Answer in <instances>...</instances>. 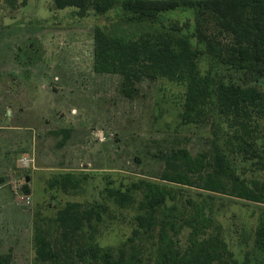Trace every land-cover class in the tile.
<instances>
[{"label":"rangeland","instance_id":"obj_1","mask_svg":"<svg viewBox=\"0 0 264 264\" xmlns=\"http://www.w3.org/2000/svg\"><path fill=\"white\" fill-rule=\"evenodd\" d=\"M121 2L114 0L106 15H96L90 10L80 18L73 8L56 9L53 0H26L25 3L18 0L14 6L0 0V84L36 80L50 89L46 95H38L37 101L44 104L40 108L35 109L27 101L29 105L24 112L33 115V119L22 123L34 125V119L42 113L48 120L40 122L37 141L35 136L32 140L30 135L27 138L30 150L21 158L20 167L2 175L4 185L18 198L20 208L19 213L4 220L2 230L6 243L20 240L33 247L35 234L42 231L60 250L69 241L61 237L56 221L58 212L68 203L82 208L100 205L104 209L101 221L85 228L79 244H86L93 236L100 248H109L117 254L123 244H130L128 239L135 228L134 216L144 189L130 191L134 203L126 205L111 198L108 190L125 192L141 180L162 184L159 180L165 161L178 150H186L193 160L207 156L210 163L217 143L216 147L226 153L231 167L248 186L252 187L254 182L264 184V169L252 165L254 161H244L229 153L231 147L225 142L229 127L216 109L212 107L200 122L183 119L187 78L184 64L176 80L143 78L135 84L137 91L133 97L127 98L121 93V75L94 71L95 34L100 31L125 42L147 32L170 33L171 26L177 23L180 30L171 33L182 37L188 52L196 48L205 52L197 65L200 72L211 71L216 79L231 74L236 84L243 85L245 81L262 92L264 78L258 82L251 77L245 80L213 58L215 54L221 55L227 43L226 38L217 35L213 20L198 21L194 10L180 8L162 14L160 25L127 24L122 21L121 16L126 12ZM202 36L211 41L210 47L201 40ZM183 54L181 60L185 51ZM51 101L54 103L50 104ZM6 107L0 99L1 114L6 112ZM50 108L52 113L48 112ZM258 135V145L264 149V119L259 121ZM31 148L34 153L30 152ZM24 160H32L34 166L24 167ZM38 165L54 168L37 172ZM211 171V165L202 170L203 174ZM25 177L30 178L24 184L27 191L21 182ZM192 179L197 180L193 176ZM174 191L175 200L161 209L166 215H179L178 223L185 221L194 213L187 203L192 199L200 210L210 213L221 239L234 254V264H264V251L253 243V232L260 219L264 220L263 205L227 195L201 196L196 188L177 187ZM188 232L184 228L174 236L182 249L186 247ZM157 233L158 229L135 241L140 264H153ZM60 253L66 261L61 263L70 264L66 253L62 250ZM73 262L92 264L75 258ZM37 263L33 254L27 264ZM13 264H18V259Z\"/></svg>","mask_w":264,"mask_h":264},{"label":"trees","instance_id":"obj_2","mask_svg":"<svg viewBox=\"0 0 264 264\" xmlns=\"http://www.w3.org/2000/svg\"><path fill=\"white\" fill-rule=\"evenodd\" d=\"M17 1L5 0L11 6ZM22 1L25 3L26 0ZM53 3L59 10L75 9L77 16L82 18L90 10L96 15H106L114 0H53ZM120 5L126 12L121 16L123 22L150 27L160 25V16L164 13L180 8L194 10L198 21L213 20L217 35L227 39L221 55L215 54L213 58L245 80L251 77L258 82L264 78V0H122ZM174 30H180L177 23L171 26L170 33L147 32L125 42L97 31L93 69L96 73L121 75V93L131 98L137 91L135 84L143 78L176 80L184 64L187 78L183 119L190 123L200 122L213 107L229 127L225 140L231 147L229 153L244 161H254L252 165L264 169V149L258 145L259 121L264 119V92L245 81L243 85L236 84L231 74L220 75L216 79L211 71L200 72L197 65L205 52L197 48L188 52L182 37L171 33ZM201 40L207 47L211 46L206 36H202ZM184 51L185 56L181 60ZM216 145L210 163L207 156L193 160L186 150L173 152L165 161L166 167L159 180L162 184L141 180L138 184H131L125 192L108 190L111 198L126 205L134 203L130 191L144 189L143 199L138 203L134 216L135 228L128 239L130 244H123L117 254L109 248H100L93 236L86 244H79V240L84 238L85 228L101 221V210L104 209L100 205L82 208L75 203L66 204L58 212L56 221L62 239L69 241V245L62 246L60 250L66 253L70 264H75L74 258L92 264H140L139 250L134 243L142 235L156 229L153 264H234V254L221 239L220 230L214 226L210 213L200 210L192 199L187 203L193 207L194 213L183 222L178 223L179 215H166L161 210L175 200L174 189L177 187L196 188L201 196L227 195L264 206V184L254 182L252 187L248 186L231 167L226 153ZM206 165H211L212 171L203 174ZM192 176L197 180H193ZM4 183L5 179L0 176V186ZM23 189L27 191L25 185ZM184 228L189 232L186 247L182 249L174 236ZM253 243L264 251L263 219L253 232ZM33 249L37 264L66 262L60 250L47 240L42 231L35 234ZM11 259L10 254L0 255V264H10Z\"/></svg>","mask_w":264,"mask_h":264},{"label":"crops","instance_id":"obj_3","mask_svg":"<svg viewBox=\"0 0 264 264\" xmlns=\"http://www.w3.org/2000/svg\"><path fill=\"white\" fill-rule=\"evenodd\" d=\"M59 80V77L56 75L55 81L58 82ZM33 88H35V90ZM47 90L50 89H45L43 82H37L36 80L18 82L8 81L3 85L0 84V99L5 102V105H7L6 112L4 114L0 113V176L14 170V168L16 169V167H20L21 158L30 150L29 146L26 144L29 135L31 140L32 137L35 136L37 141L40 122L47 118H45L43 116L44 113H42L34 119L36 121L34 125H27L22 122L28 121L27 119H33L31 118L33 115L29 116L24 112V109L29 105L27 101H29L35 109L40 108L43 103L42 101L41 103L37 101L39 98L38 95L40 97L46 95ZM51 103L54 102L51 101L50 104ZM48 112L52 113V109L50 108V111ZM51 117H53V115H51ZM48 118H50V116H48ZM30 152L34 153L32 148ZM35 160L38 162L36 157ZM32 162L33 161L30 160V165ZM22 165L26 167L23 161ZM30 165L26 168H29ZM32 166L34 165L32 164ZM41 167L42 168H39L38 165L36 171L45 172L54 168L45 165ZM25 178H28L29 180L24 184H28L30 178ZM18 201V198L15 197L11 188H8L6 184L0 186V255L10 254L12 257L10 264L15 263L16 259H18V264H27L33 257V247L31 245L30 247L27 246L26 243L21 242L20 240L10 242V244L6 243L4 239V231L2 230L5 218L12 216L17 212L19 213L20 208ZM21 249L26 251H20ZM26 259L27 262H25Z\"/></svg>","mask_w":264,"mask_h":264},{"label":"built area","instance_id":"obj_4","mask_svg":"<svg viewBox=\"0 0 264 264\" xmlns=\"http://www.w3.org/2000/svg\"><path fill=\"white\" fill-rule=\"evenodd\" d=\"M23 163H24V165L27 167V166H29L30 165V160L28 161H26V160H24L23 161ZM29 204V202H27V205Z\"/></svg>","mask_w":264,"mask_h":264},{"label":"water","instance_id":"obj_5","mask_svg":"<svg viewBox=\"0 0 264 264\" xmlns=\"http://www.w3.org/2000/svg\"><path fill=\"white\" fill-rule=\"evenodd\" d=\"M29 179L28 178H24L21 182L22 184L26 183Z\"/></svg>","mask_w":264,"mask_h":264}]
</instances>
